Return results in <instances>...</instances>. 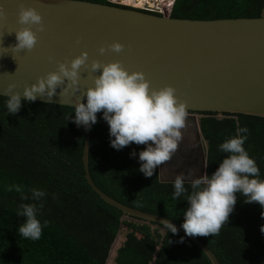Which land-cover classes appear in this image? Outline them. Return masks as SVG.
Masks as SVG:
<instances>
[{
  "label": "trees",
  "instance_id": "1",
  "mask_svg": "<svg viewBox=\"0 0 264 264\" xmlns=\"http://www.w3.org/2000/svg\"><path fill=\"white\" fill-rule=\"evenodd\" d=\"M102 4L103 0H75ZM120 8V7H117ZM264 17V0H176L172 19L217 20ZM0 96V264H106L110 248L120 232L124 241L116 250L114 264H210L192 242L165 227L122 220L123 213L104 203L86 183L82 166L83 126L70 116L74 108L24 101L14 115H7ZM200 134L206 145V173L211 175L223 154L218 145L249 129L245 149L264 179V119L240 114L200 113ZM89 129L88 173L93 184L116 202L140 211L183 222L186 202L173 200V183L159 181L138 169L130 153L143 145L129 144L116 151L109 146L108 126L97 113ZM42 189L46 196L38 219L43 227L39 240L17 234L23 217L16 216L21 193ZM187 187V183H186ZM11 188V191L6 189ZM237 202L219 233L196 236L220 264H264V207ZM55 196V198H53ZM166 230L165 235L162 234ZM183 238V242H178ZM170 241V243H169Z\"/></svg>",
  "mask_w": 264,
  "mask_h": 264
},
{
  "label": "water",
  "instance_id": "2",
  "mask_svg": "<svg viewBox=\"0 0 264 264\" xmlns=\"http://www.w3.org/2000/svg\"><path fill=\"white\" fill-rule=\"evenodd\" d=\"M21 6L37 11L41 31L36 25L17 23ZM0 8V96L7 97L9 84L14 85L13 92L22 93L24 87L55 71L58 63L67 64L86 52L89 65L93 60L102 64L119 62L129 73H143L152 89L174 88L178 101L186 105V119L191 121L197 137H201L200 113L264 119V17L172 19L75 0H0ZM21 27H31L36 35V44L30 51L11 48L16 43L15 31ZM113 43L123 46L119 53L110 50ZM101 47L105 49L103 54L98 51ZM95 75L81 67L78 91L60 97L58 88L49 103L39 96L35 102L74 108L77 102H85L83 94L92 86ZM83 134L86 183L104 203L123 213L121 221L134 218L165 227L160 222L167 220L201 250L210 264H220L202 242L185 236L175 222L128 208L103 194L88 173L89 129L83 127ZM205 151L200 175L206 173ZM158 173L160 182L173 183L174 180L161 179V165ZM165 233L164 229L162 234Z\"/></svg>",
  "mask_w": 264,
  "mask_h": 264
},
{
  "label": "clouds",
  "instance_id": "3",
  "mask_svg": "<svg viewBox=\"0 0 264 264\" xmlns=\"http://www.w3.org/2000/svg\"><path fill=\"white\" fill-rule=\"evenodd\" d=\"M2 15L3 9L0 8ZM17 23L21 26L36 25L37 31L42 30L41 16L31 7H20ZM15 40L11 47L13 50L30 51L36 44V35L31 27H21L15 31ZM109 47L119 53L123 46L113 43ZM98 51L103 54L105 49L101 47ZM87 61V53L81 52L67 64L58 63L55 71L24 87L22 93L13 92L14 85L9 84L5 90L7 115L18 113L24 101L33 103L38 96L46 98V103H49L58 88L60 97L78 91L80 69L86 67L97 75L83 94L85 102L75 104L74 113L70 116L72 122L88 130L97 122L96 114L101 113V119L108 126L109 146L119 151L129 144L143 145L142 151L132 152L130 157L138 159V170L145 177H152L160 165L173 157L182 140L181 130L188 115L185 103L178 101L174 88L152 89L143 73H129L119 62L102 64L93 60L89 65ZM248 134L246 126L238 127L234 136L218 145L217 150L223 158L211 175L205 173L193 178L191 171L176 175L171 197L173 200L182 198L186 202L180 225L185 236L217 235L228 223L237 202L236 194L245 198L244 203H257L264 207V179L260 178L255 160L244 147ZM15 191L21 193V201H34L18 204L16 216L24 219L17 234L25 239L39 240L43 227L47 226V221L42 224L38 219L46 193L34 187L30 189V195H26L21 186H16ZM160 223L168 233H177L176 227L167 220ZM178 242L182 243L183 238Z\"/></svg>",
  "mask_w": 264,
  "mask_h": 264
},
{
  "label": "flooded vegetation",
  "instance_id": "4",
  "mask_svg": "<svg viewBox=\"0 0 264 264\" xmlns=\"http://www.w3.org/2000/svg\"><path fill=\"white\" fill-rule=\"evenodd\" d=\"M185 134L182 133V140L173 157L161 165L162 169L165 170L163 171V176L165 175L167 179L164 178L165 181L174 180L176 175L181 173L187 174L189 171L192 172L193 178L200 175L202 165H200L201 161L198 158V148L196 145L190 143Z\"/></svg>",
  "mask_w": 264,
  "mask_h": 264
},
{
  "label": "built area",
  "instance_id": "5",
  "mask_svg": "<svg viewBox=\"0 0 264 264\" xmlns=\"http://www.w3.org/2000/svg\"><path fill=\"white\" fill-rule=\"evenodd\" d=\"M107 4L144 13L170 17L176 0H103Z\"/></svg>",
  "mask_w": 264,
  "mask_h": 264
},
{
  "label": "rangeland",
  "instance_id": "6",
  "mask_svg": "<svg viewBox=\"0 0 264 264\" xmlns=\"http://www.w3.org/2000/svg\"><path fill=\"white\" fill-rule=\"evenodd\" d=\"M192 115L197 116L196 114H192ZM190 122L191 121L186 119L185 126L188 125ZM181 131H182V133H186L185 137L190 141V143L197 146L198 151H199L198 158L200 159V161H202L201 157L203 155L202 153L205 151V144H204L203 140L201 139V137H199V136L197 137V135L195 134V130H194L192 124L190 123L186 128L184 127V129H182ZM200 165H201V163H200ZM163 171H165V170L162 169V167H161L160 177L162 180L165 181L166 177H165V175L163 176ZM168 172H169V170H168ZM126 219H128V218H126ZM124 234H125V231L120 230V232L116 236V238H115V240H114V242L110 248L106 264H114L113 261H114L115 253H116V250L120 247V245L124 241Z\"/></svg>",
  "mask_w": 264,
  "mask_h": 264
}]
</instances>
